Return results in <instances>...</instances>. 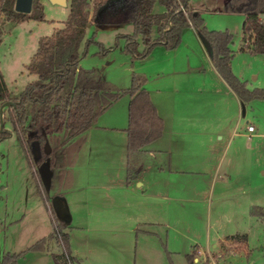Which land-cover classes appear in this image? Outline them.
<instances>
[{"label":"rangeland","instance_id":"374dc122","mask_svg":"<svg viewBox=\"0 0 264 264\" xmlns=\"http://www.w3.org/2000/svg\"><path fill=\"white\" fill-rule=\"evenodd\" d=\"M191 1L204 7L201 15L208 29L231 34L232 72L245 81L249 89L264 87V54L240 50L243 15L206 11L224 0ZM40 2L44 21L27 19L22 22L7 21L4 25L0 40V73L11 96H17L29 81L36 78L28 73L25 65L36 50L39 37L49 35L55 27L62 26L69 13V1L65 4L54 0ZM129 5L130 0H111L100 15L101 26L97 25V20L88 24L81 45V49L86 50L79 61L82 68H96L102 79L119 89L130 85L133 74H142L146 80L149 79L147 87L154 97L157 87L167 92L178 87L182 91L179 96L192 91L200 81L196 72L189 73L188 70H215L196 37L187 36V28L182 32L175 50L156 45L146 59H133L124 51L126 42L122 36L132 31L130 21L126 19ZM163 10L158 2L154 4V12ZM157 68L163 71L161 77L148 78L147 75ZM202 83L215 84L210 72L203 77ZM197 96L199 100L203 98V95ZM127 98L128 95L123 94L96 122L99 126L97 130H103L115 139L102 142L101 149L97 147V150L91 140L88 143L84 140L81 163L76 165L82 177L78 176L74 184L72 181L69 187L62 189L65 197L62 198L67 202L73 218L71 224L75 226L68 229L71 253L81 260V264H188L186 254L194 246L208 249L225 234L245 232L248 235L247 253L238 252L239 246L232 245L216 254L203 253L201 263L264 264V216L260 218L250 214L252 206L264 208V99L245 103V116L238 128L242 131L241 127L248 120L255 125L258 137H253L251 141L235 137L229 149L225 138L213 139L221 146L218 155L220 171L216 172L220 177L215 184L199 179V200L182 202L181 209L170 210L166 216L168 225L149 228L152 233L140 230L139 219L146 209V201L141 196L136 195L129 205L116 209L110 204V197H102L94 186H88L83 191H71L65 196L72 185H83L86 180L89 185L97 184L100 180L113 178L122 170L123 148L118 141L122 140L124 132L102 127L108 129L113 125H127L124 109ZM226 102L225 96H216L213 107L208 108L210 113L219 114L220 104L226 107ZM4 110L7 118L8 112ZM190 114L199 115L195 111ZM2 120L0 109V125L2 123V128L7 131L0 138V254L19 252L49 234L51 221L56 224L50 200L58 186L54 176L49 192L44 191L29 153L28 137H22L23 147L12 123L8 119ZM112 141L116 142L113 147L110 144ZM223 171L229 172L225 181L221 179ZM184 180V176L176 179L177 182ZM230 181L232 183L227 184ZM241 184L245 185L244 189L237 187ZM219 187L223 191L221 194ZM211 189L212 194L209 192ZM50 249H55L54 243ZM51 251H28L17 264H53Z\"/></svg>","mask_w":264,"mask_h":264},{"label":"trees","instance_id":"16d2710c","mask_svg":"<svg viewBox=\"0 0 264 264\" xmlns=\"http://www.w3.org/2000/svg\"><path fill=\"white\" fill-rule=\"evenodd\" d=\"M68 1L69 13L62 21V26L55 27L49 35L39 37L37 48L25 65L28 73L34 74L36 78L29 81L17 96H11L0 73V105L6 101L12 102V105L4 108L8 116L6 118L3 112V120L8 119L12 123L23 147L22 137L26 138L30 132L33 133L28 141L39 142L41 156L37 160L32 158V162L36 166L49 158L50 168L58 170V186L52 196L60 197L64 194L62 189L70 185L71 166L85 140L84 133L123 94L130 96L127 126L124 129L127 137V182L135 179L144 167L143 147L157 139L163 129V120L144 87V75L133 74L130 85L119 89L102 79L96 68L85 69L79 65L86 53L81 45L87 26L95 20L102 23L100 15L111 0ZM156 2L164 7L163 11H153ZM188 2L130 0L126 19L130 21L132 31L122 35L126 42L124 51L133 59L144 60L156 45L174 49L181 41L182 32L192 26L198 35H203L210 43L209 58L212 65L240 101L246 103L264 99V87L249 89L245 81L232 72L230 64L233 51L229 47L231 34L228 31L208 29L203 17L189 9ZM14 3L15 0H0V40L7 21L45 20L40 0H32L28 13L16 11ZM221 11L244 16L240 50L250 54H264V21L259 19L264 15V0H225ZM6 133L2 128L0 138ZM58 149L60 163H56L54 156ZM51 210L56 224L51 221L50 233L19 252L2 253L0 264H17L28 251H51V243L55 244V249L51 251L54 264H78L69 249V222L55 215L52 204ZM250 214L262 218L264 208L252 206ZM224 241L235 247H245L248 237L246 233H235L227 235ZM196 253L197 250H194L186 254L188 264H196L193 262Z\"/></svg>","mask_w":264,"mask_h":264},{"label":"crops","instance_id":"0c3cea01","mask_svg":"<svg viewBox=\"0 0 264 264\" xmlns=\"http://www.w3.org/2000/svg\"><path fill=\"white\" fill-rule=\"evenodd\" d=\"M67 1L68 0H65L64 3L59 4H65ZM223 2H225V0L214 6L213 8H209V10L206 9V11L214 13L223 12L221 11ZM188 7L191 11L199 13L200 15L202 14V11L205 10L202 5L191 0H189L188 2ZM96 23L97 25L99 24L98 26H101V23H99L98 21H96ZM186 34L188 37H196L201 47L204 48L198 33L192 26L186 29ZM158 46L164 47L163 45ZM188 71L189 73L196 72L198 77L197 80L201 83L199 82V85L193 87L194 89L192 91L188 90V92L182 96H179L182 91L179 90L178 87L173 88L174 92L170 91L173 93L169 95L168 93L170 92L161 89V87H157L155 88L156 94L154 97L151 93V90L147 87L149 79H147L144 83V87L149 92L150 98L155 105L158 114L163 120V129L161 135L157 139L143 147L142 156L144 167L138 173L136 178L130 182L126 181L127 137L124 129L127 125L123 127L113 125L108 129H106L107 127L105 126L102 127V129L124 132L122 140L120 139L118 141V144H120L119 146L121 147L122 145L123 148V159H121L122 162L120 161L122 170L120 169V172L116 173V175L114 174L113 178H109L105 181L100 180L98 183L96 182L97 184L89 185L86 180L83 185H72V189H70V191H68L65 196L71 191H83L85 188H88V186H94L102 197H110L109 202L110 204H113L112 207H114L115 209L119 208V206L123 207L125 204L129 205L136 197V195L137 197L141 196V198L146 201V209L144 211V216L139 219V225H142V229L140 230L147 233H152L149 228L158 225H168L166 216L170 210L173 211L175 210V208L181 209L182 202H197L199 200L200 193L197 184V181H199V179L201 181H206L207 183L211 182V184H215L217 178L220 177V174L216 172L220 171L218 155L221 146L215 144L213 139L217 138L219 140H223L225 138L227 148L229 149L235 137H245L249 141H251L253 137L256 138L259 134L256 133L255 125L248 120H245V124L241 127L242 131L238 130L242 123V119L245 116V103H242L240 101L238 96L232 91V89L227 85V83L217 73L216 70ZM162 72V70H159V68H157L147 76L148 78H150V76L161 77L160 75ZM208 72L211 73L212 79L215 81V84L213 83L204 85V83H202L203 77H205ZM197 95H203V98L201 97V100H199ZM220 95L227 98L226 107H223V104H220L219 114H215L213 112L210 113L211 110L208 108L213 107L212 105H214L215 97ZM129 100L130 96L128 95L127 100L124 102L126 122L127 105ZM195 102L197 104H195ZM194 111L195 113L198 112L199 115L190 114ZM249 124H252L254 126V131H247V125ZM98 128L99 126L95 124L84 133L85 142H89L91 140L94 148L96 147V150L97 147L101 149L100 147L102 146V142L115 139V137L105 134L103 130H97ZM110 144L113 147L116 142L112 141ZM82 151L83 146L78 151L74 164L71 166V172L73 174L71 182L73 181V184L75 180L78 179V176L82 177L80 170L78 171L76 168V165L81 163V157L83 155ZM56 154L57 153L54 154L55 157ZM60 162L61 156L56 158V163ZM35 167L38 178L40 180V176L37 170L38 165H36ZM51 170V182L53 180V177L55 176L56 184L58 185V170L57 168H53ZM181 176L185 177V182L176 181V179ZM227 176H229V172L223 171L221 179L225 181V177ZM229 183L232 182L230 181L227 184ZM183 184L184 187H181V185L183 186ZM243 184L238 185L237 187L244 189L245 185ZM209 192L210 194H212L213 189H211ZM218 192L219 194L223 192L220 187L218 188ZM202 193L203 195H205L206 190ZM65 204L67 205L69 213V227L67 228L68 232V229H71L75 226L71 224L73 218L67 202ZM176 205H178V207H175ZM76 227L78 226L76 225ZM227 235L231 234H225L223 237H220L218 239V242H216L212 247L208 249H200L197 245L194 246V248L190 252L192 253L194 250H197L193 262L196 264H203L200 260L203 258L204 254L209 252L216 254L220 250H227V248L232 246L229 242L224 241ZM222 241H224L223 245ZM238 248V252L244 251V253H247L248 243L247 246H241ZM1 255L2 253L0 254V258ZM73 256L75 259H77L78 264H81V260L76 258L75 255Z\"/></svg>","mask_w":264,"mask_h":264},{"label":"water","instance_id":"95a60500","mask_svg":"<svg viewBox=\"0 0 264 264\" xmlns=\"http://www.w3.org/2000/svg\"><path fill=\"white\" fill-rule=\"evenodd\" d=\"M54 1L58 2V3H64L65 2V0H54ZM31 5H32V0H15L14 9L16 11H19V12L28 13L31 9ZM199 38H200L206 52L208 53V55H210V53H211L210 43L201 34L199 35ZM10 105H12L11 101H6L3 104H1L0 109H1V113H2V119H3V109L6 106H10ZM2 122H3V120H2ZM0 127L2 128V123H1ZM32 135H33V133L30 132L27 137L30 138ZM30 150H31V155H32L33 159L37 160L40 158L41 151H40V146H39L38 141L33 140L32 142H30ZM37 170H38L44 191L49 192L50 185H51V176H52V170L50 168L49 158H46L41 163H39ZM51 204H52L53 210L55 212V215L58 218L63 219L66 222H69L68 208H67V205L65 204L64 199L60 196H52L51 197Z\"/></svg>","mask_w":264,"mask_h":264},{"label":"built area","instance_id":"2783aa9c","mask_svg":"<svg viewBox=\"0 0 264 264\" xmlns=\"http://www.w3.org/2000/svg\"><path fill=\"white\" fill-rule=\"evenodd\" d=\"M259 19L264 21V15L260 16ZM247 131L248 132L254 131V126L252 124L247 125Z\"/></svg>","mask_w":264,"mask_h":264}]
</instances>
